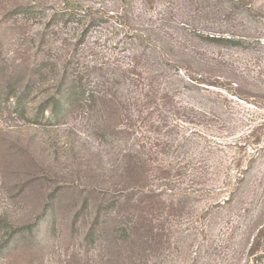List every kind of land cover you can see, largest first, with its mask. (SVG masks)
<instances>
[{
	"label": "rangeland",
	"instance_id": "374dc122",
	"mask_svg": "<svg viewBox=\"0 0 264 264\" xmlns=\"http://www.w3.org/2000/svg\"><path fill=\"white\" fill-rule=\"evenodd\" d=\"M0 264H264V0H0Z\"/></svg>",
	"mask_w": 264,
	"mask_h": 264
},
{
	"label": "trees",
	"instance_id": "16d2710c",
	"mask_svg": "<svg viewBox=\"0 0 264 264\" xmlns=\"http://www.w3.org/2000/svg\"><path fill=\"white\" fill-rule=\"evenodd\" d=\"M73 11L72 8L70 7V5H67V15H73ZM78 86H71V88L69 87L67 89V93H69L70 98L72 96H76V97H84L85 95V90L82 89H78ZM65 91L60 90L59 93L57 95H55L54 97L51 98V101H53L55 104H59L60 106L64 107V104L67 102V98L65 97L67 94ZM24 98V97H23ZM50 210V209H49ZM49 212V211H47Z\"/></svg>",
	"mask_w": 264,
	"mask_h": 264
}]
</instances>
